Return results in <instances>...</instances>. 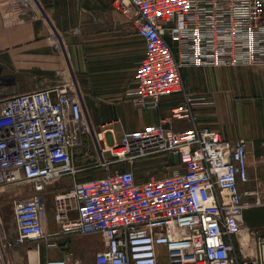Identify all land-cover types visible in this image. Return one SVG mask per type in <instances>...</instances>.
Returning a JSON list of instances; mask_svg holds the SVG:
<instances>
[{
	"label": "built area",
	"instance_id": "2783aa9c",
	"mask_svg": "<svg viewBox=\"0 0 264 264\" xmlns=\"http://www.w3.org/2000/svg\"><path fill=\"white\" fill-rule=\"evenodd\" d=\"M114 5L145 44L132 73L137 110L181 93L169 118L189 119L203 98L185 93L182 68L264 65V0H114ZM110 123L94 129L72 82L0 100V189L25 183L33 191L12 201L13 242L38 240L63 253L46 261L37 257L34 264H81L63 237L73 233H98L104 240L92 264H264V242L246 259L234 245L246 204L239 188L248 179L244 140H229L211 127L175 131L163 123L127 129L115 139ZM83 141L129 168L55 192L51 211L59 232L50 235L45 185L76 173L74 155ZM161 155L172 160L162 165V177L136 178L134 162ZM0 264H6L1 247Z\"/></svg>",
	"mask_w": 264,
	"mask_h": 264
},
{
	"label": "crops",
	"instance_id": "0c3cea01",
	"mask_svg": "<svg viewBox=\"0 0 264 264\" xmlns=\"http://www.w3.org/2000/svg\"><path fill=\"white\" fill-rule=\"evenodd\" d=\"M116 9L114 0H0V100L10 94L76 83L77 71H87L94 81L103 79L106 72L117 71V63L124 56L134 54L137 62L145 44L126 14ZM124 22L134 35L123 32ZM181 77L188 96L203 98L193 106L191 118H169L171 107L183 100L181 93L163 98L154 108L135 109L132 74L122 99L109 106L104 118L115 117L109 124L115 139L127 129L163 123L175 131L211 127L229 140H244L248 179L239 183V188L246 204L240 216L242 231L234 238V245L240 259L255 257L259 242H264V65L186 67ZM90 109L96 114L91 105ZM71 180L75 177L47 182L43 191L46 201L65 190ZM32 193L29 184L5 186L0 189V204ZM257 197L262 202L254 204ZM15 236L14 214L10 228H4L0 216V247L6 264H34V254L41 261L56 259L46 254L48 247L41 241L33 248L16 249L25 253L20 257L9 256L7 244ZM94 236L101 238L97 251L102 250L104 240L98 233H73L67 244L75 254L74 238L90 240ZM94 253L84 258L75 256L83 264H92ZM261 254L264 258V246Z\"/></svg>",
	"mask_w": 264,
	"mask_h": 264
},
{
	"label": "rangeland",
	"instance_id": "374dc122",
	"mask_svg": "<svg viewBox=\"0 0 264 264\" xmlns=\"http://www.w3.org/2000/svg\"><path fill=\"white\" fill-rule=\"evenodd\" d=\"M116 9V6L114 5ZM117 10V9H116ZM118 11V10H117ZM124 33H132L133 30L129 25L124 22L123 25ZM134 35V34H133ZM138 61V60H137ZM136 59L135 55L123 57V59L117 63V71L106 72V77L98 80H93L87 71L81 72L77 71L74 77H77L76 84L79 86L82 96L84 97L85 106L88 114L91 115V120L96 131L102 130V126L105 123H110L115 121V117H107L108 110H110L111 105L122 99L124 90L130 82L131 74L133 68L135 67ZM90 105L94 107L95 113L90 109ZM110 106V107H109ZM119 137V134L116 138ZM74 163L77 167V171L74 175H65L63 177L74 176L75 180H71L66 184L67 188L71 187L74 182L86 181L90 179H95L111 173L114 171H122L129 168V163L124 160H117L113 158L109 152H104L102 154L99 151H95L93 145L87 141H83L82 145L77 149L74 155ZM168 163V158L161 156L147 157L140 159L133 164V170L136 178L139 180L147 179L149 176L162 177L164 175L163 164ZM59 179V178H58ZM66 188V189H67ZM47 229L46 232L50 235L58 234V226L53 223L52 217V205H53V194L50 198V202H47ZM13 210L12 203L6 202L0 204V216L2 217L4 228H10V221L12 218ZM62 235V234H61ZM69 234H63V237H69ZM61 237V236H59ZM38 240H28L24 244H15L13 239L7 244L8 255L12 256H22L25 253L18 252L16 249L32 247L37 243ZM74 243L77 246L75 254L84 258L90 257L92 253L97 251V249L102 246V240L99 236H94L90 240L86 237L74 238ZM33 248V247H32ZM25 251V250H24ZM46 254L50 258H61L63 256L62 251L59 248L48 247L45 250ZM73 253L72 258L76 259ZM34 262L36 261V254ZM26 258V257H25ZM92 259V258H91ZM80 263L83 264V262Z\"/></svg>",
	"mask_w": 264,
	"mask_h": 264
},
{
	"label": "water",
	"instance_id": "95a60500",
	"mask_svg": "<svg viewBox=\"0 0 264 264\" xmlns=\"http://www.w3.org/2000/svg\"><path fill=\"white\" fill-rule=\"evenodd\" d=\"M64 243H65L64 241H62V242H59V244H61V245H62V244H64Z\"/></svg>",
	"mask_w": 264,
	"mask_h": 264
},
{
	"label": "flooded vegetation",
	"instance_id": "af4514ba",
	"mask_svg": "<svg viewBox=\"0 0 264 264\" xmlns=\"http://www.w3.org/2000/svg\"><path fill=\"white\" fill-rule=\"evenodd\" d=\"M62 241H64V240H62ZM62 241H60V242H62ZM66 242V241H65Z\"/></svg>",
	"mask_w": 264,
	"mask_h": 264
}]
</instances>
